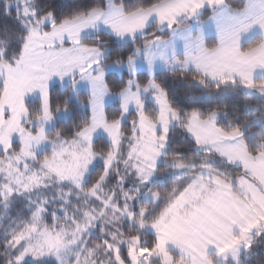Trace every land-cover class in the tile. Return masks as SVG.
<instances>
[{
    "label": "snow or ice",
    "instance_id": "snow-or-ice-1",
    "mask_svg": "<svg viewBox=\"0 0 264 264\" xmlns=\"http://www.w3.org/2000/svg\"><path fill=\"white\" fill-rule=\"evenodd\" d=\"M0 5V264H264V0Z\"/></svg>",
    "mask_w": 264,
    "mask_h": 264
},
{
    "label": "trees",
    "instance_id": "trees-1",
    "mask_svg": "<svg viewBox=\"0 0 264 264\" xmlns=\"http://www.w3.org/2000/svg\"><path fill=\"white\" fill-rule=\"evenodd\" d=\"M36 4H38L40 7L52 10L56 16H62L66 14H70L74 9L77 7H83L89 3H91V0H34ZM126 3L130 2V0H125ZM3 11V6L0 5V13ZM16 33L11 29L10 26L0 24V49L7 48L9 52H11L12 47L14 46V41L16 39ZM259 40V38L251 40L249 43H245L244 47L247 48L250 45L256 43ZM165 85L170 89V90H179V91H184V85L180 84L177 81H174L171 79V77H163ZM83 94V92H81ZM203 100L205 103L215 105L217 107H225L226 110L229 113V115L233 118V120L237 123H242L246 119L244 115V105L248 104L250 106H255L257 101L255 99H249L247 98L243 93H223V94H216L212 97H201L198 98ZM115 103L108 105V109L110 110ZM73 107H77L75 105V102L73 101ZM29 108L31 110L32 105L29 103ZM259 115V113H257ZM252 117L249 116L247 119H251ZM73 119V114L70 113L69 118L67 119L68 121H72ZM64 121L60 120L57 121L56 129L59 126V122ZM53 131V130H52ZM251 133H257L261 132V136L257 137L256 135H252V140L253 142H256L259 139H264V130H261L259 128H252ZM45 193V192H44ZM22 201V200H21ZM18 199H15L14 202L17 204L15 207L20 209V213L24 215L23 212H21V209H23L25 201L21 202ZM7 223L3 224L0 221V232L3 231L4 226H6ZM261 255H264V253H261ZM243 256V254H242Z\"/></svg>",
    "mask_w": 264,
    "mask_h": 264
},
{
    "label": "rangeland",
    "instance_id": "rangeland-1",
    "mask_svg": "<svg viewBox=\"0 0 264 264\" xmlns=\"http://www.w3.org/2000/svg\"><path fill=\"white\" fill-rule=\"evenodd\" d=\"M209 34L211 33V28H208ZM256 38H260V34L258 30H254L253 32H251L247 37H245L244 40H249L243 43V46L245 45V43H249L251 40L256 39ZM256 79H261L264 78V72H257L255 74ZM84 91V86H81V92ZM30 103V102H29ZM108 105L114 103V101H112V99L109 97L107 100ZM107 105V106H108ZM70 116V114L68 115L67 118H65V116L63 114L59 115L56 117V121H54L51 125H49V131L52 132V130H54V128L56 127L57 121L60 120H66L68 119ZM45 192V193H44ZM32 196H35L36 194H30ZM40 195L42 196H46V197H54L56 195V192L53 189H47L44 190ZM15 199H18V201L22 200L21 202L25 201V204L27 203V199L24 196H20V197H15ZM17 203L13 202L12 204H10L8 207H5L3 205H0V221L5 224L7 223V225L9 224V222H15L18 221L19 219L23 218V214L20 213V209H18L17 207H15ZM24 204V205H25ZM24 207V206H23Z\"/></svg>",
    "mask_w": 264,
    "mask_h": 264
},
{
    "label": "crops",
    "instance_id": "crops-1",
    "mask_svg": "<svg viewBox=\"0 0 264 264\" xmlns=\"http://www.w3.org/2000/svg\"><path fill=\"white\" fill-rule=\"evenodd\" d=\"M209 35H211V33H210ZM246 41H249V40H244V42H246ZM244 42H243V43H244ZM114 103H115V102H114ZM112 104H113V103H112ZM109 105H110V104H109Z\"/></svg>",
    "mask_w": 264,
    "mask_h": 264
}]
</instances>
